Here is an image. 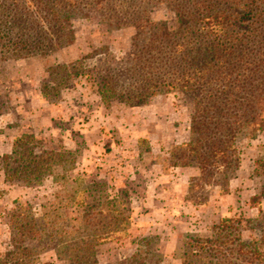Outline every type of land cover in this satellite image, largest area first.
<instances>
[{"label":"trees","instance_id":"obj_1","mask_svg":"<svg viewBox=\"0 0 264 264\" xmlns=\"http://www.w3.org/2000/svg\"><path fill=\"white\" fill-rule=\"evenodd\" d=\"M151 5H165L175 23L152 21L148 17ZM81 19L96 21L106 32L126 27L136 30L128 79L119 82L121 71L116 63L106 75L94 79L95 69L83 67L82 59L50 68L48 76L56 74L59 84L44 83L43 96L58 99L54 88L78 77L91 78L107 106L141 107L155 97L172 94L190 108V140L175 148L174 166L196 168L200 176L192 184L196 182L200 188L215 179L229 184L241 167L238 141L264 131V0H0V60L45 56L72 44V24ZM40 148L33 135L17 138L11 154L1 160L6 180L39 186L47 175L60 176L55 169L63 165L70 203L82 207L83 226L77 228L71 218L72 235L87 236V240L81 246L76 239L65 244L62 233L70 232L63 230L58 256L70 264H99L97 243L109 236L127 235L129 224L120 228L130 221V208L118 195L107 197L99 206L118 216L103 224L93 216L94 200L85 197L74 202L80 186L76 188L67 174L73 169L67 167L72 153H41ZM3 195L0 190V198ZM32 208L31 204H18L8 216L17 232L18 238L12 239L16 246L41 233L52 239L60 237L54 233L51 214L36 219L29 213ZM259 230L256 238L245 240L241 219H221L210 236L188 237L181 264H264V226ZM103 234L107 237L102 238ZM136 244L137 251L117 264H164L149 238ZM18 249L27 251L26 246ZM22 256L13 255L12 264H28Z\"/></svg>","mask_w":264,"mask_h":264},{"label":"rangeland","instance_id":"obj_2","mask_svg":"<svg viewBox=\"0 0 264 264\" xmlns=\"http://www.w3.org/2000/svg\"><path fill=\"white\" fill-rule=\"evenodd\" d=\"M149 12L154 22L175 23L165 5H151ZM72 30L74 42L48 55L0 60V164L11 154L17 138L33 135L41 153H72V163L67 167L73 169L67 174L69 181L75 180L76 188L80 186L74 202L85 197H90L89 202L94 200L92 212L97 220L104 224L118 216L99 204L109 196L121 197L130 208L131 219L120 230L127 224L129 229L126 236H109L97 243L99 264L122 262L137 251L136 242L146 237L160 250L164 264H181L188 237L210 236L214 224L224 218L241 219L243 238H256L264 226V131L238 141L241 167L229 184L218 179L204 188L192 184L199 171L174 166L175 148L190 140V108L180 98L170 94L155 97L141 107L107 106L96 83L87 77L54 88L58 99L43 96L44 83L51 87L59 84L56 74L48 76L50 68L82 59L83 67L95 69L94 79L115 65L121 71L119 82L128 79L136 34L133 27L106 32L96 21L81 19L72 24ZM62 166L55 169L60 176L47 175L39 186H26L18 180L10 183L0 167V190L4 194L0 198V264H12L13 255L19 254L28 264H70L58 256L62 246L59 234L69 230L70 235L62 233L65 244L76 239L81 246L87 240V236L72 235L71 218L77 228L83 226L82 207L70 203V186L65 185ZM18 204H31L29 213L36 219L46 212L51 214L54 233L60 237L52 239L48 233H41L16 246L12 239L18 238L17 232L8 216ZM20 246H26L27 251L19 250Z\"/></svg>","mask_w":264,"mask_h":264}]
</instances>
